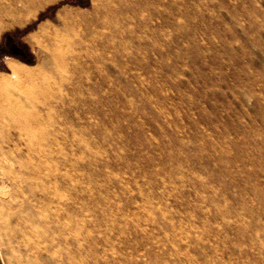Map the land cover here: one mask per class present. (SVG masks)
<instances>
[{"label": "rangeland", "instance_id": "374dc122", "mask_svg": "<svg viewBox=\"0 0 264 264\" xmlns=\"http://www.w3.org/2000/svg\"><path fill=\"white\" fill-rule=\"evenodd\" d=\"M91 2L0 29V77L54 57L30 35ZM109 3L83 34L57 24L78 54L2 111L0 264H264V0Z\"/></svg>", "mask_w": 264, "mask_h": 264}, {"label": "bare ground", "instance_id": "6f19581e", "mask_svg": "<svg viewBox=\"0 0 264 264\" xmlns=\"http://www.w3.org/2000/svg\"><path fill=\"white\" fill-rule=\"evenodd\" d=\"M4 1L5 0H0V29L7 27V26H10L14 23H17L18 21L21 22L20 17H22V15L29 9L30 6L36 5V8H38V7H41L43 4L50 2L51 0H12L14 2V4H12L10 6L9 5L5 6ZM109 4H108V0H106V2L102 5H99L95 0H92L91 9L88 12H77V11L71 10L69 8H64L61 11V13L57 14V17H56L57 22L55 24H51L48 21H46V22L42 23L41 25H39L38 33L30 35L29 39L33 40L35 38L41 37L43 40V44H41L42 45L41 49L47 54L50 53L51 55H54V57L52 56L51 59H46V58L41 59L39 66L36 68H33V69H23L21 67L20 63L15 61V60L7 62V65L9 67V70L11 71V75L13 76V78L10 79L8 77H0V122L3 121L2 111L9 112L10 110L11 111L15 110L16 112L20 113L21 115L23 113L27 112L26 111L27 108H25L26 109L25 110L23 108V105H21L19 103L20 100L16 97V93L17 94H19L20 92L22 93L23 87L36 86V85H41L42 83H44V84L47 83L49 75L47 72H45V69L47 70L49 68L58 66L59 63H61L64 60V56H63L64 54H63V51H61L64 46H66V51L64 52L65 54L66 53H68L69 55L78 54L79 51L73 50L72 48L69 47L70 43L72 42V38H70V36L63 35L61 33V31L59 30V28L57 27V24H60L64 29H67L70 26H78L79 27V29H78L79 34H83L87 31L89 24L93 20L97 19L100 14H102L103 12H107V11L111 10V4L110 5ZM76 35H77V33H75V36ZM56 69H57V67H56ZM21 102H23V101H21ZM37 111L38 110L36 109V113H38ZM27 113L29 114V112H27ZM14 115L15 114H13V116ZM25 115H23V116L26 117ZM11 121H13V119ZM43 134H44V132H43ZM6 138H7V136H6ZM43 139H44V137H43ZM2 142H3V140H2ZM42 142H45V140ZM6 158H7L6 152L4 150H2V148L0 147V161L2 162V160L6 159ZM53 158H55V157H53ZM45 160H46V158H45ZM1 165H2V163H1ZM35 165H39V164L36 163ZM2 167H4V166H2ZM31 168H33V167H31ZM41 168H43L42 164L39 165V168H37V169H39V171H41ZM13 183H11V184H13ZM9 203L7 206H9ZM1 206H2V204H1ZM4 207H6V205ZM4 207H3V209H4ZM13 209H14V207H13ZM2 211L3 210H1V212ZM4 211H5V209H4ZM39 216H41V215H39ZM17 222H18V217L16 216V212H13V210L9 211V212L7 211L6 216L1 221V223H4L6 228L8 230H10L11 238L13 237L17 241V244H18L17 246L19 247L20 245H22L24 251L28 254L29 248H28L27 243H25L24 240L19 238V236H17L15 234V231L13 229L14 226H18ZM39 240L37 242H39ZM62 243H63V241H62ZM54 249H57V248L54 247ZM17 250L20 251L19 249H17ZM12 251H14V250H12ZM38 254H40V253L38 252ZM19 255L20 254L16 253L15 256L19 257ZM55 255H56V253H55ZM12 259H14V258H12Z\"/></svg>", "mask_w": 264, "mask_h": 264}]
</instances>
